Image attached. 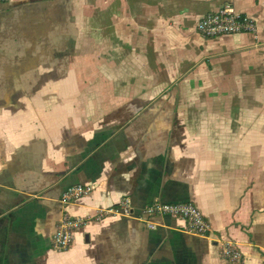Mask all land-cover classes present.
<instances>
[{
  "label": "crops",
  "instance_id": "crops-1",
  "mask_svg": "<svg viewBox=\"0 0 264 264\" xmlns=\"http://www.w3.org/2000/svg\"><path fill=\"white\" fill-rule=\"evenodd\" d=\"M228 2L257 31L202 35ZM65 209L90 218L56 250ZM228 240L264 264V0H0V264H233Z\"/></svg>",
  "mask_w": 264,
  "mask_h": 264
},
{
  "label": "built area",
  "instance_id": "built-area-1",
  "mask_svg": "<svg viewBox=\"0 0 264 264\" xmlns=\"http://www.w3.org/2000/svg\"><path fill=\"white\" fill-rule=\"evenodd\" d=\"M196 28L202 35L212 37L236 32L255 33L258 29V23L254 16L239 11L233 3L228 2L217 10L204 14L198 20ZM93 187L91 184H73L63 192L61 201L66 204L73 202L80 196L89 193ZM107 211L124 215L134 214L132 198L129 195H124L114 207ZM107 211L102 210L96 218H101ZM142 214L148 218L158 214L178 216L185 220L186 229L190 232L208 236L213 232L211 221L199 204L193 200L172 202L154 198L144 206ZM88 218L73 215L65 209L52 235L53 248L56 250L69 248L74 241L76 230ZM149 225L155 226V223L149 221ZM221 254L233 264H242L243 254L233 241L228 240L222 243Z\"/></svg>",
  "mask_w": 264,
  "mask_h": 264
},
{
  "label": "trees",
  "instance_id": "trees-1",
  "mask_svg": "<svg viewBox=\"0 0 264 264\" xmlns=\"http://www.w3.org/2000/svg\"><path fill=\"white\" fill-rule=\"evenodd\" d=\"M53 247V246H52Z\"/></svg>",
  "mask_w": 264,
  "mask_h": 264
}]
</instances>
